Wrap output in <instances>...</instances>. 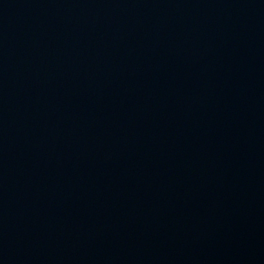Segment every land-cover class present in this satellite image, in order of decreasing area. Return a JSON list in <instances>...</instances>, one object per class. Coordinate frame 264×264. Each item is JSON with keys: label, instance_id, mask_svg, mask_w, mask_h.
<instances>
[{"label": "water", "instance_id": "obj_1", "mask_svg": "<svg viewBox=\"0 0 264 264\" xmlns=\"http://www.w3.org/2000/svg\"><path fill=\"white\" fill-rule=\"evenodd\" d=\"M0 264H264V0H0Z\"/></svg>", "mask_w": 264, "mask_h": 264}]
</instances>
